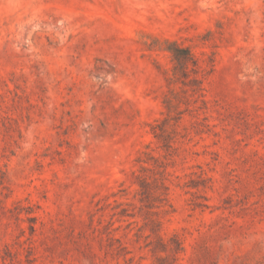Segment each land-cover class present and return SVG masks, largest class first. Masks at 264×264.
I'll return each mask as SVG.
<instances>
[{
    "label": "rangeland",
    "instance_id": "obj_1",
    "mask_svg": "<svg viewBox=\"0 0 264 264\" xmlns=\"http://www.w3.org/2000/svg\"><path fill=\"white\" fill-rule=\"evenodd\" d=\"M0 264H264V0H0Z\"/></svg>",
    "mask_w": 264,
    "mask_h": 264
},
{
    "label": "trees",
    "instance_id": "obj_2",
    "mask_svg": "<svg viewBox=\"0 0 264 264\" xmlns=\"http://www.w3.org/2000/svg\"><path fill=\"white\" fill-rule=\"evenodd\" d=\"M172 60L175 62L174 70L180 71L182 74L187 73V69L189 65H192V69L190 71L193 74L197 73V62L194 56L190 53V51L186 48L174 47L171 49ZM191 81L193 83H199V80L196 76H193Z\"/></svg>",
    "mask_w": 264,
    "mask_h": 264
}]
</instances>
